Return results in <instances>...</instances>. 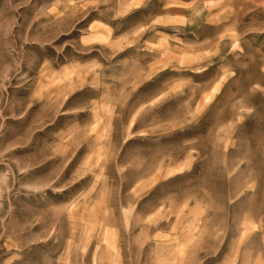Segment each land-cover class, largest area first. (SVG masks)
Segmentation results:
<instances>
[{"label":"rangeland","instance_id":"374dc122","mask_svg":"<svg viewBox=\"0 0 264 264\" xmlns=\"http://www.w3.org/2000/svg\"><path fill=\"white\" fill-rule=\"evenodd\" d=\"M0 264H264V0H0Z\"/></svg>","mask_w":264,"mask_h":264}]
</instances>
